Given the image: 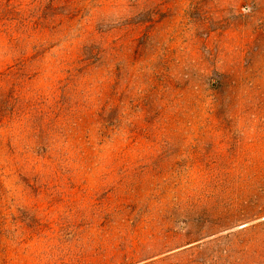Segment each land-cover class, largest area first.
<instances>
[{
  "label": "clouds",
  "instance_id": "9594fccd",
  "mask_svg": "<svg viewBox=\"0 0 264 264\" xmlns=\"http://www.w3.org/2000/svg\"><path fill=\"white\" fill-rule=\"evenodd\" d=\"M0 264H264V0H0Z\"/></svg>",
  "mask_w": 264,
  "mask_h": 264
},
{
  "label": "rangeland",
  "instance_id": "374dc122",
  "mask_svg": "<svg viewBox=\"0 0 264 264\" xmlns=\"http://www.w3.org/2000/svg\"><path fill=\"white\" fill-rule=\"evenodd\" d=\"M186 242L189 243V244H195V243H197L196 240L191 239V238H188V239L186 240Z\"/></svg>",
  "mask_w": 264,
  "mask_h": 264
}]
</instances>
